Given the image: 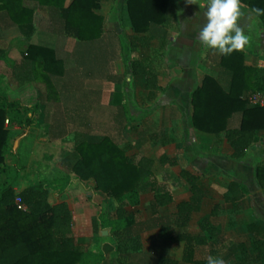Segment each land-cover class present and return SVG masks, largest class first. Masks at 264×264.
Segmentation results:
<instances>
[{
    "label": "crops",
    "instance_id": "obj_1",
    "mask_svg": "<svg viewBox=\"0 0 264 264\" xmlns=\"http://www.w3.org/2000/svg\"><path fill=\"white\" fill-rule=\"evenodd\" d=\"M70 1H65V7ZM169 1L174 8L169 26L153 37L142 35L144 41H130L134 33L129 23L126 42L115 48V63L97 69L91 77L99 78V84H86L84 92L55 88L53 80L43 75L36 81L33 63L24 72V79L18 77L22 70L18 73L16 68L21 67L28 45L54 50L68 71H76L72 53L77 43L72 39L68 47L66 39L70 38L46 32L42 26L46 9L35 10L39 20L30 27H0V32H22L26 37L13 35L7 51L2 50L6 45H0V56L5 54L15 64L12 68L0 58V64L9 69L8 86H12L0 93L10 102L21 101L15 109L35 123H4L10 144L5 165L16 171L13 190L18 194L38 183L49 186L48 203H65L68 207L71 237L76 249L88 256L84 264H158L163 259L194 264L206 263L209 255L223 256L226 264H242L240 247H249L253 238L250 229L264 231V189L256 180L257 168L264 165V129L256 131V142L236 156L221 134L192 127V93L202 86L205 77L220 78L223 85L227 78L221 74V55L200 44L199 29L195 31L198 27L177 24L175 6ZM241 7L245 25L242 19L240 23L249 44L238 52L243 65L263 77L264 25L251 8ZM104 25L106 29L105 21ZM48 36H53L54 42ZM116 65L120 78L116 77ZM108 69L112 81L108 80ZM35 104L38 110L33 115ZM70 114L77 117L72 119ZM82 129L90 130V139L111 137L131 162L144 165L150 175L151 186L139 194L138 204L125 207V218L132 223L130 237L139 245L126 259L116 257L112 247L117 227L122 225L123 229L124 225L115 214L118 203L96 191L93 182L78 180L62 165L74 153L73 137ZM7 183L5 175L0 174V188ZM167 195L170 203H156V197ZM194 199L197 208L190 213L187 225L180 227L179 207ZM204 224L209 226L208 231ZM182 236L204 241L192 247L191 263L184 261L186 243L177 240Z\"/></svg>",
    "mask_w": 264,
    "mask_h": 264
},
{
    "label": "trees",
    "instance_id": "obj_2",
    "mask_svg": "<svg viewBox=\"0 0 264 264\" xmlns=\"http://www.w3.org/2000/svg\"><path fill=\"white\" fill-rule=\"evenodd\" d=\"M65 1L0 0V27H30L39 20L35 10L46 9L47 18L42 24L46 32L68 37L77 43L72 53L76 71H68L54 50L28 45L23 51L21 67L16 68V72L20 73L21 69L18 77L24 79V72L33 63L32 74L36 81L43 75L49 81L53 80L54 87L68 92L76 91L81 84L85 88L84 79L105 64L115 62V48L122 43V39L105 29L104 18L98 13L102 4L110 0H71L67 7ZM241 4L251 9H264V0H241ZM125 6L134 33L130 41L146 40L142 35L153 37L161 33L171 23L174 10L169 0H126ZM259 21L264 25V15H259ZM0 58L15 68L14 62L5 54L1 53ZM132 66L137 73V65ZM219 66L222 76L227 78L226 85L220 78L205 77L202 86L191 95V125L203 133L221 134L238 156L256 142L255 132L264 129V109L250 106L246 100V94L264 90V76L259 77L255 70L245 67L238 51L230 56H221ZM20 105L21 101L10 102L7 96L0 93V174L7 175L10 171L5 165V154L10 150L5 121L10 125L35 126L33 120L30 123V119L15 109ZM37 107L38 104H35L33 115L37 114ZM70 115L72 119L77 117L76 114ZM234 120L236 123H232ZM89 131L82 129L74 134V153L64 159L62 165L72 171L78 180L93 182L96 191L118 203L115 214L124 225L123 229L122 225L117 227L112 247L116 257L126 259L139 245L137 239L135 241L130 237L132 223L125 218V207L138 204L139 194L151 186L150 175L144 165L131 162L111 137L90 139ZM256 180L264 189V165L257 168ZM13 181L14 178L0 188V264H84L86 257L76 249L71 237L67 205L51 206L48 203V185L38 183L17 194L13 190ZM17 197L21 199L24 211L17 209ZM170 201L168 195L162 199L156 197L159 205ZM196 206L197 200L194 199L191 204L179 207L180 227L187 225L189 215ZM203 228L209 230L207 224ZM250 230L253 238L249 247H240L242 264H264V231L258 228ZM210 235L208 233V238ZM177 240L187 245L184 261L188 263L192 262V247L204 243L201 239L187 236ZM158 264L175 263L163 259Z\"/></svg>",
    "mask_w": 264,
    "mask_h": 264
},
{
    "label": "clouds",
    "instance_id": "obj_3",
    "mask_svg": "<svg viewBox=\"0 0 264 264\" xmlns=\"http://www.w3.org/2000/svg\"><path fill=\"white\" fill-rule=\"evenodd\" d=\"M185 3L194 4L195 0H185ZM203 9L204 23L199 28L198 39L206 49L230 56L249 44V36L240 23L245 16L241 0H205ZM252 12L264 15V9L255 8ZM206 264H226V260L220 255H209Z\"/></svg>",
    "mask_w": 264,
    "mask_h": 264
},
{
    "label": "rangeland",
    "instance_id": "obj_4",
    "mask_svg": "<svg viewBox=\"0 0 264 264\" xmlns=\"http://www.w3.org/2000/svg\"><path fill=\"white\" fill-rule=\"evenodd\" d=\"M204 2H205V0H195V3H197V4H195V3L194 4H187V3H185V0H172V3L176 9L177 24L182 25V26H196L198 28L195 31H197L200 27H202V25L204 23V18H203V10H204L203 4H204ZM112 3L113 4H111V3L102 4V7L98 11V13L103 16L105 24H106V29L107 30H113L114 32L119 34L121 38H123L121 40L122 42H126L125 41L126 38H124V37H126L128 35V33L130 32L129 21H128V16H127L126 6H125L126 0H114ZM198 4L201 5V7H199ZM244 21L242 19V24L245 25ZM13 35H17L21 39L26 38V37H24L22 32H16L15 33L13 31H6V32L2 31V32H0V45L1 46L3 44L6 45V46H4L5 49H2V50H4V51L8 50L7 43L13 37ZM194 35H196V33L191 34V37L194 38ZM29 37H31V36L30 35L27 36V39H30ZM48 38L50 39V41L55 40V38L53 36H48ZM66 42L68 44V47H70V45L72 44V39L71 40L66 39ZM187 42H189V40H187ZM116 68H117V65L114 66V70L116 71V77L120 78L121 76H119L118 74L121 72H120V70H117ZM9 73L10 72H9L8 67L5 64H0V75L2 76V79H3L0 82V88H1L0 90H3V89L8 88V87H12L11 85L8 86V83H9L8 82V80H9L8 74ZM107 74H110L108 80L112 81L111 80L112 77H110L112 75V72L110 71V69H108ZM98 80H99V78L90 77L88 79H84L83 84H84V86L86 84H89L90 86H92L93 84H99ZM10 83H11V81H10ZM77 90L84 92L83 85L81 84L80 88H77ZM13 93L14 92H12V95L10 97L11 99H13V95H14ZM19 93L20 92H18V94ZM35 166L37 168H39L38 164H36ZM15 174H16V171L13 169H10V171H8L7 175H5V178L9 182V180H11L15 176ZM87 257L88 256H86V259H87Z\"/></svg>",
    "mask_w": 264,
    "mask_h": 264
},
{
    "label": "built area",
    "instance_id": "obj_5",
    "mask_svg": "<svg viewBox=\"0 0 264 264\" xmlns=\"http://www.w3.org/2000/svg\"><path fill=\"white\" fill-rule=\"evenodd\" d=\"M246 100H247L249 105L264 109V90L261 92L251 93L250 95H248ZM5 124L6 125L8 124L7 120L5 121ZM15 205H16L18 210H22V211L25 210V208L22 204V201L19 197H17L15 199Z\"/></svg>",
    "mask_w": 264,
    "mask_h": 264
},
{
    "label": "water",
    "instance_id": "obj_6",
    "mask_svg": "<svg viewBox=\"0 0 264 264\" xmlns=\"http://www.w3.org/2000/svg\"><path fill=\"white\" fill-rule=\"evenodd\" d=\"M104 235H106L107 233L106 232H103Z\"/></svg>",
    "mask_w": 264,
    "mask_h": 264
}]
</instances>
